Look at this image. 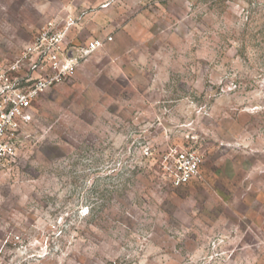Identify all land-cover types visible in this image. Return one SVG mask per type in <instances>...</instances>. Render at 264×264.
Segmentation results:
<instances>
[{
	"label": "rangeland",
	"instance_id": "374dc122",
	"mask_svg": "<svg viewBox=\"0 0 264 264\" xmlns=\"http://www.w3.org/2000/svg\"><path fill=\"white\" fill-rule=\"evenodd\" d=\"M49 20L112 39L28 109L0 264H264V0H0V56Z\"/></svg>",
	"mask_w": 264,
	"mask_h": 264
},
{
	"label": "built area",
	"instance_id": "2783aa9c",
	"mask_svg": "<svg viewBox=\"0 0 264 264\" xmlns=\"http://www.w3.org/2000/svg\"><path fill=\"white\" fill-rule=\"evenodd\" d=\"M73 25L72 18L67 21ZM56 20L45 22L33 38L17 49L15 58L0 56V169L16 155L24 120L33 100L57 82L72 76L79 60L104 47L112 37L72 46ZM177 183L197 173V161L178 155Z\"/></svg>",
	"mask_w": 264,
	"mask_h": 264
},
{
	"label": "crops",
	"instance_id": "0c3cea01",
	"mask_svg": "<svg viewBox=\"0 0 264 264\" xmlns=\"http://www.w3.org/2000/svg\"><path fill=\"white\" fill-rule=\"evenodd\" d=\"M111 4H108V5H106L104 8H107V7H109Z\"/></svg>",
	"mask_w": 264,
	"mask_h": 264
}]
</instances>
